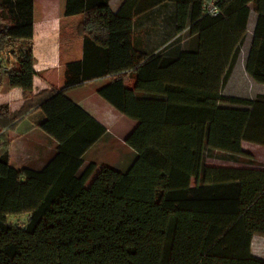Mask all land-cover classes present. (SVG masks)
Returning a JSON list of instances; mask_svg holds the SVG:
<instances>
[{"label":"trees","instance_id":"16d2710c","mask_svg":"<svg viewBox=\"0 0 264 264\" xmlns=\"http://www.w3.org/2000/svg\"><path fill=\"white\" fill-rule=\"evenodd\" d=\"M216 4L210 15L201 0H122L115 10L84 0L80 80L104 79L97 94L136 121L125 138L134 157L124 170L81 167L107 130L66 94L76 85L24 90L15 111L0 105V264H264L251 250L252 233H264V210L253 208L264 188L240 203L244 186H264V167L205 162L222 151L252 163L241 142L264 146V93H223L251 13L244 66L264 84V0ZM165 15L184 47L146 46L140 21ZM34 62L33 24L12 23L0 0V91ZM35 110L56 150L39 169L15 167L4 130ZM19 214L22 225L8 220Z\"/></svg>","mask_w":264,"mask_h":264},{"label":"crops","instance_id":"0c3cea01","mask_svg":"<svg viewBox=\"0 0 264 264\" xmlns=\"http://www.w3.org/2000/svg\"><path fill=\"white\" fill-rule=\"evenodd\" d=\"M4 1L10 2V6L12 9L14 8L18 19L17 23L31 22L33 24V54L35 62L33 65V73L13 76L5 80L4 88L0 91V105L7 106L11 111H15L22 105L24 90H31L32 93H37L42 89H62L76 85L68 89L66 94L94 119L105 126L107 130L85 152L84 162L81 167H85L88 162L101 163L102 160H98L100 144L112 139L125 144V138L135 126L136 121H128V117L119 113L111 104L97 94L96 87L102 84L104 79H95L88 82H82L80 80L82 64L81 36L77 35L76 40H73L71 34L70 37L66 38L65 43L62 42L64 32L69 29L66 26L67 21L75 15L76 2L79 4L78 7H84V0ZM121 1L109 0L110 8L115 10ZM112 3L116 5L115 9L111 7ZM10 12V14L13 13L12 11ZM249 19L252 29L255 14L254 17H250ZM140 22L142 23L138 25V31L145 33L149 22L145 18ZM157 26L158 23L154 22L152 28L154 32L157 31ZM250 37L251 31L249 37L246 38L248 39V43L244 48L242 58H239L240 50L225 84L226 86L228 85L229 92L226 95H232V88L231 85L229 87V83L247 82L250 78L244 66ZM42 118V112L35 110L19 120L14 126L4 130L5 138L9 144L8 152L10 162L15 167L28 166L33 169H39L56 150V140L36 126L37 121ZM245 144H258L247 141L241 142L242 149L253 155L252 151L244 146ZM129 150L130 155L134 156V151ZM262 236H264V233H252L251 250L253 254L259 257H264V253L261 252L264 250H254L253 241L260 240ZM261 241L264 240L261 239L260 243Z\"/></svg>","mask_w":264,"mask_h":264},{"label":"rangeland","instance_id":"374dc122","mask_svg":"<svg viewBox=\"0 0 264 264\" xmlns=\"http://www.w3.org/2000/svg\"><path fill=\"white\" fill-rule=\"evenodd\" d=\"M78 1V0H77ZM2 2L8 7V11L9 14L11 13L10 11H12V14H10V18H11V22L12 23H17V15L15 13L14 8L12 9V7L10 6V2H5L4 0H2ZM79 4L76 2V9H75V15L69 20L67 21V29L66 32H64L62 38H63V43L66 42V38L70 37V35L72 34V39L76 40L77 38V25L79 23V21L82 19L83 17V7H78ZM116 5H114V3H112L111 7L113 9H115ZM11 8V9H10ZM82 12V13H81ZM250 17H254V14L251 13ZM252 19V18H251ZM148 28L146 30V32L144 33V37H145V42H147L148 47L152 48L153 45L155 46L157 44V46L160 45H169L171 43H178L179 45L181 44L182 47L185 46V38L181 39L179 41H177V36H175L172 32L171 29V24H170V17L168 15H165L164 17L160 18V20L158 21V28L157 31L154 32V30H152L154 23L151 22V24H148ZM248 36L250 35V31H251V22L249 19V24H248ZM137 39L139 40V38H142V35L137 34L136 35ZM248 43V39L245 40V43L243 44V46L241 47V53L239 55V58H242V54L244 52V48L246 47ZM231 85V94L235 95V96H241V97H245V98H254L256 94L258 93H264V84L262 83H257L254 82L252 79H248L247 82H237L232 84L229 83V87ZM223 93L224 94H229L228 92V85L224 86L223 88ZM223 105H229V104H223ZM128 121H133L129 118H127ZM247 149H250L254 155L253 158V162L249 163L247 162V160L245 158H230L229 154L222 152V151H213L211 152V154L206 156L205 162L207 164L210 165H219V166H233V167H253V168H262L264 167V146L262 145H250V144H245L244 145ZM131 149L126 143L123 144L118 140L112 139L109 140L107 142H103L100 144V149L98 150V160H102L101 163H96L98 164V168H100L99 165H109L112 166L114 168H121L119 170H124L126 169L129 164L131 163V161L133 160L134 156L130 155V150ZM132 150V149H131ZM133 151V150H132ZM134 153V152H133ZM237 159V161L235 160ZM89 163V162H88ZM87 165V164H86ZM245 185L248 184H256V187H259L258 185H261V183H257V182H244ZM262 188H264V186L261 185V187H259L258 189H255V193L252 194V190L249 189V187L247 189H245V186L241 189L242 190V196H241V200L240 203L243 205L244 201L246 199H250L251 196H255L256 192L261 190ZM258 199V198H257ZM256 199V201H257ZM256 210H264V195H262L261 199H259L256 204L253 207ZM27 215L26 214H19V215H9L8 216V220L15 225H22L23 222L26 220ZM247 221H259V219L256 218H248ZM252 227H256L254 224L251 225ZM256 238V237H255ZM262 240H264V236L260 237ZM257 239V238H256ZM260 239V240H261ZM260 240H256L253 241V249L256 251H261L264 250V241ZM262 253H264V251H261Z\"/></svg>","mask_w":264,"mask_h":264},{"label":"built area","instance_id":"2783aa9c","mask_svg":"<svg viewBox=\"0 0 264 264\" xmlns=\"http://www.w3.org/2000/svg\"><path fill=\"white\" fill-rule=\"evenodd\" d=\"M202 1V9L205 13L210 15H216L218 12V6L216 4L217 0H201Z\"/></svg>","mask_w":264,"mask_h":264}]
</instances>
